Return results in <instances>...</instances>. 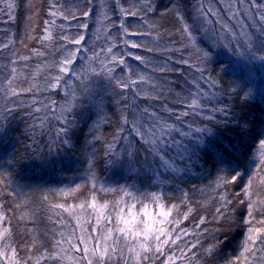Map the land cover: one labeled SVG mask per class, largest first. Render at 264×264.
<instances>
[{
    "label": "snow or ice",
    "instance_id": "1",
    "mask_svg": "<svg viewBox=\"0 0 264 264\" xmlns=\"http://www.w3.org/2000/svg\"><path fill=\"white\" fill-rule=\"evenodd\" d=\"M28 5L31 21L39 9L31 0ZM20 6L19 0H0V15L14 21ZM112 10L117 19L103 3L97 16L93 0L83 10L48 0L49 18L27 24L18 41L27 54L14 50L4 65L9 71L0 80V134H7L9 117L23 107L31 118L25 148L37 159L45 150H73L81 120L92 150L81 183L50 189L38 202L13 186L16 156L0 157L8 166L0 167V264H215L218 256L224 264H264V121L247 114L251 89L239 83L225 88L209 68L217 49L264 64V0H169L162 11L154 0H114ZM150 13H170L175 26L158 25ZM92 17L99 27L89 44V24L80 21ZM130 19L140 23L133 27ZM15 43H0V56ZM176 74L184 77L182 85L171 78ZM53 92L63 93L62 101L48 95ZM25 95L30 101L21 99ZM50 116L59 122L54 132ZM105 126L112 128L110 138ZM45 134L42 145L37 137ZM98 159L147 185H106L97 176ZM202 161L216 171L211 184L180 189L178 198L163 191L169 179L204 167ZM197 192L201 199L194 198ZM234 200L245 209L244 232L229 256L227 236L208 225L230 217ZM194 212L200 214L192 218ZM42 216L52 225L44 239L36 227H26Z\"/></svg>",
    "mask_w": 264,
    "mask_h": 264
},
{
    "label": "trees",
    "instance_id": "2",
    "mask_svg": "<svg viewBox=\"0 0 264 264\" xmlns=\"http://www.w3.org/2000/svg\"><path fill=\"white\" fill-rule=\"evenodd\" d=\"M32 5L39 9V16L34 17L31 21L27 19L31 13L28 11V0H19L20 7L16 9L15 15L16 19L14 21H9L7 16L0 15V43H7L10 39L15 41L14 45H10L9 49L4 50V55L0 56V80L7 75L9 68L4 67V65H9V58L11 52L16 50L21 54H27L26 50L18 43L19 39L25 34L26 25L30 23H36L42 25L44 19H48L47 16V5L48 0H31ZM61 3L66 4L68 7L79 6L82 10L84 9V4L86 0H60ZM158 6V10L162 11L163 8L169 4V0H154ZM103 3L104 10L113 19H117V12H113L114 0H93L94 10L96 15L99 16L100 5ZM121 3H125V0H121ZM149 18L151 21L157 23L158 25H163L166 28H173L175 26V20L169 13L161 17L158 13H150ZM81 23L87 22L89 24L88 37L89 44L92 43V34L96 32L99 24L95 17L92 18H82ZM133 27L137 26L140 21L137 19H130L127 21ZM63 23L61 19H57V24ZM73 24L76 21L72 22ZM104 23H107L106 21ZM75 32L76 29L71 30ZM40 32V28L37 27L36 33ZM113 33L117 32V29H112ZM133 39H147V38H136ZM28 43L29 47H40L35 41H25ZM102 41H97L101 43ZM138 51V50H132ZM217 55L214 56L213 62L209 65L211 69V74L217 78L220 83L224 84L225 88L230 85L239 83L245 91L251 89V99L248 102L247 114L250 119L257 122L264 121V64L259 61H248L242 57L233 55L226 51H221L217 49ZM142 55H152L144 52H139ZM236 58L238 60H236ZM241 58V60L239 59ZM240 60V61H239ZM239 61L241 64H238ZM38 62V58H34L32 61L33 65ZM129 63L132 64L134 68L139 66V62L129 59ZM186 73L191 71L185 67ZM172 79L178 81L181 85L183 84L184 77L179 74L173 75ZM52 95L56 100L62 101L63 93L56 95L53 93H48ZM42 99L43 97H38ZM25 102L30 101L31 96L25 95L21 97ZM25 109L21 107L16 112H14L9 117V123L6 128L7 134H0V157L3 159H11L16 156L18 163L12 166V182L13 186L17 189L28 193L35 201H39V197L42 193L47 192L50 189H58L59 186H64L63 184L74 183L75 181H83L86 170V153L91 152V146L85 144V138L88 137V131L85 127V120L80 121V126L76 130L75 137L73 138V143L75 145L74 149L69 151L66 148L57 149L52 154L45 152L40 153L43 159H37L36 154H34L31 149L25 148V145L31 144V137L29 132V123L31 122L30 117L24 116ZM115 111V106L108 109L111 115ZM50 123L48 125L49 129H54L59 126V122L55 120L54 117L50 116ZM87 119V117H85ZM39 131V130H37ZM112 132V128L105 126L103 134L109 136ZM221 134L224 135L225 140L231 139L227 135L226 130H221ZM41 144L48 140V135L37 137ZM90 138V137H89ZM110 138V136H109ZM78 141V142H77ZM97 150L102 148L100 143L96 144ZM204 167H198L193 170L192 174L185 175L182 178L177 177L176 179H169L168 183L164 186L163 191L169 194L173 198H178L181 195L180 189L185 191L191 190L193 185L197 188H204L206 185L211 184V181L216 177V171L213 168L211 161L206 164L204 161L201 162ZM0 167L7 168V165L0 163ZM97 176L100 181L105 184L123 185V184H133L135 183L137 187L143 188L147 185V180L145 179L142 183V178L136 177L134 174L128 173L127 171L106 166L102 159L97 160L96 166ZM239 183V182H238ZM69 186V185H68ZM149 190H156L153 186ZM231 191H238L236 186L231 187ZM195 199H201L199 192L195 194ZM231 198V196L229 197ZM75 202V201H72ZM234 211L231 213L230 217H226L218 222H213L208 225L210 229L219 228L221 231L217 233L221 238L225 235L227 236V241L225 244L226 254L232 255L233 250L237 249L240 241L243 239L241 235L244 232V227L242 225V216L245 212L243 205L236 204L233 201ZM232 207V206H230ZM200 213L194 212V218H196ZM205 215L207 213H204ZM47 221L46 216H42L40 222L37 225L28 223L27 228L36 227L41 235L47 228L51 227ZM23 227V226H22ZM42 239H44L42 235ZM205 246L211 242V238L205 239ZM215 264H224L223 256H218L215 260Z\"/></svg>",
    "mask_w": 264,
    "mask_h": 264
},
{
    "label": "rangeland",
    "instance_id": "3",
    "mask_svg": "<svg viewBox=\"0 0 264 264\" xmlns=\"http://www.w3.org/2000/svg\"><path fill=\"white\" fill-rule=\"evenodd\" d=\"M239 59L241 60V58H239ZM236 60H238V59L236 58ZM240 60H239V61H240ZM239 61H237V63H238V64H241ZM77 183H81V181H79V180H78V181H75L73 184H72V183H71V184L68 183V184H66V185L63 184L64 186H61V185H62V184H61V185L59 186V188H62V187H63V188L73 187V186H74L75 184H77ZM68 185H69V186H68ZM106 185L115 187V185L110 184V183H109V184H106ZM59 188H58V189H59ZM23 192H24V191H23ZM206 215L209 216V217H211V212H207ZM192 218H194V215H193V214H192ZM186 223H187V222H186Z\"/></svg>",
    "mask_w": 264,
    "mask_h": 264
}]
</instances>
